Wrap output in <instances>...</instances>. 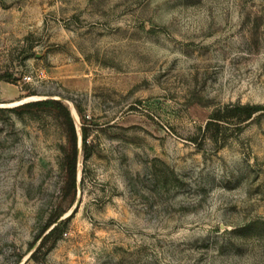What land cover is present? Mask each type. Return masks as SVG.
<instances>
[{
    "label": "rangeland",
    "instance_id": "1",
    "mask_svg": "<svg viewBox=\"0 0 264 264\" xmlns=\"http://www.w3.org/2000/svg\"><path fill=\"white\" fill-rule=\"evenodd\" d=\"M0 264H264V0H0Z\"/></svg>",
    "mask_w": 264,
    "mask_h": 264
},
{
    "label": "trees",
    "instance_id": "2",
    "mask_svg": "<svg viewBox=\"0 0 264 264\" xmlns=\"http://www.w3.org/2000/svg\"><path fill=\"white\" fill-rule=\"evenodd\" d=\"M42 107H53L60 111L63 114V117L67 120L69 128H70V143H71V156L70 161L67 164V185L69 190H72L75 188V174H76V136L74 132V128L71 122V119L69 117L68 111L62 106L61 103L52 101V100H44V101H37V102H30L24 105H21L20 108L22 109H31V108H42ZM229 109V108H226ZM260 108L259 107H253V106H238L233 107L229 111L231 113L232 117H236L239 120L247 121L249 120L252 115L257 112ZM236 112H240L241 115H236ZM211 124V122H210ZM210 124H208L210 126ZM56 222H53L49 224L45 231L49 230L52 225H54ZM57 230V226H54L52 229H50L42 239L40 245L47 240V238L52 235ZM44 231V232H45ZM40 237L37 239L39 240Z\"/></svg>",
    "mask_w": 264,
    "mask_h": 264
},
{
    "label": "bare ground",
    "instance_id": "3",
    "mask_svg": "<svg viewBox=\"0 0 264 264\" xmlns=\"http://www.w3.org/2000/svg\"><path fill=\"white\" fill-rule=\"evenodd\" d=\"M24 102H25V101H24ZM70 107H71V110H72L73 116L75 117V111H74V108H73L72 104H70ZM75 118H77V117H75ZM79 144H80V143H79Z\"/></svg>",
    "mask_w": 264,
    "mask_h": 264
},
{
    "label": "built area",
    "instance_id": "4",
    "mask_svg": "<svg viewBox=\"0 0 264 264\" xmlns=\"http://www.w3.org/2000/svg\"><path fill=\"white\" fill-rule=\"evenodd\" d=\"M25 80H26V81H30V78H26Z\"/></svg>",
    "mask_w": 264,
    "mask_h": 264
}]
</instances>
